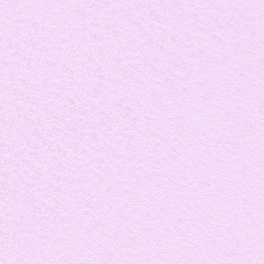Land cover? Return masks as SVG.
I'll return each mask as SVG.
<instances>
[{
	"label": "snow or ice",
	"instance_id": "obj_1",
	"mask_svg": "<svg viewBox=\"0 0 264 264\" xmlns=\"http://www.w3.org/2000/svg\"><path fill=\"white\" fill-rule=\"evenodd\" d=\"M0 264H264V0H0Z\"/></svg>",
	"mask_w": 264,
	"mask_h": 264
}]
</instances>
